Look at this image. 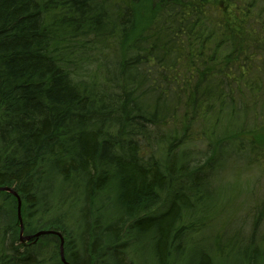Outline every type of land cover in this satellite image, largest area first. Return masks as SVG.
<instances>
[{
    "label": "trees",
    "instance_id": "trees-1",
    "mask_svg": "<svg viewBox=\"0 0 264 264\" xmlns=\"http://www.w3.org/2000/svg\"><path fill=\"white\" fill-rule=\"evenodd\" d=\"M259 157L264 0H0V264H264Z\"/></svg>",
    "mask_w": 264,
    "mask_h": 264
},
{
    "label": "rangeland",
    "instance_id": "rangeland-1",
    "mask_svg": "<svg viewBox=\"0 0 264 264\" xmlns=\"http://www.w3.org/2000/svg\"><path fill=\"white\" fill-rule=\"evenodd\" d=\"M257 118H261V115H257ZM262 122V119H259L256 124ZM217 183L220 187L228 189L233 198L225 207L227 212L221 216L223 219L217 220V225L209 227L207 231L219 237L223 234L231 237V234L236 232L244 233L243 230L247 229L246 226L250 222L251 209L258 204V199L264 194V159L259 157L256 162L250 164V167L243 165L225 170ZM139 255H135L133 259L137 264H142V257ZM148 259L150 260L149 257ZM148 259L143 257V261Z\"/></svg>",
    "mask_w": 264,
    "mask_h": 264
},
{
    "label": "water",
    "instance_id": "water-1",
    "mask_svg": "<svg viewBox=\"0 0 264 264\" xmlns=\"http://www.w3.org/2000/svg\"><path fill=\"white\" fill-rule=\"evenodd\" d=\"M0 190H5V191H8L10 193H12L13 195H15L17 197V200H18V217L20 219V214H19V210H20V200H19V197L17 195V193L9 186H0ZM47 233H54L56 235H58L59 237V254H60V258H61V261L65 264H70L69 262H67L65 260V257H64V253H63V237L62 235L57 232V231H53V230H48V229H41L39 231H37L36 233H34L33 235H24V236H20L21 239H30L32 236H35L37 237L38 235L40 234H47ZM20 234H22V224H21V219H20Z\"/></svg>",
    "mask_w": 264,
    "mask_h": 264
}]
</instances>
